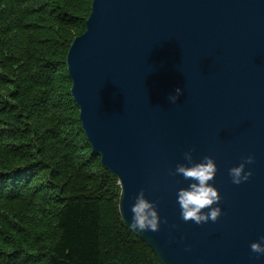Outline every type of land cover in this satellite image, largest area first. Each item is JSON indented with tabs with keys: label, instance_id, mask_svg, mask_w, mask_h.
<instances>
[{
	"label": "water",
	"instance_id": "water-1",
	"mask_svg": "<svg viewBox=\"0 0 264 264\" xmlns=\"http://www.w3.org/2000/svg\"><path fill=\"white\" fill-rule=\"evenodd\" d=\"M65 63L80 128L117 180L122 223L158 264H264L250 248L264 236V0H91ZM193 148L218 166L216 222L180 218L176 194L190 181L172 173ZM249 155L252 176L233 184L228 170ZM141 189L158 231L129 227Z\"/></svg>",
	"mask_w": 264,
	"mask_h": 264
},
{
	"label": "trees",
	"instance_id": "trees-1",
	"mask_svg": "<svg viewBox=\"0 0 264 264\" xmlns=\"http://www.w3.org/2000/svg\"><path fill=\"white\" fill-rule=\"evenodd\" d=\"M90 3L0 0V264H158L123 225L61 79Z\"/></svg>",
	"mask_w": 264,
	"mask_h": 264
},
{
	"label": "clouds",
	"instance_id": "clouds-1",
	"mask_svg": "<svg viewBox=\"0 0 264 264\" xmlns=\"http://www.w3.org/2000/svg\"><path fill=\"white\" fill-rule=\"evenodd\" d=\"M183 89L177 87L174 94H170V103H176L183 95ZM195 149L185 151L183 156L186 163H178L173 175H182L184 180L190 181L188 187L180 188L177 191L176 199L180 207V218L191 221L197 225L208 222H216L223 214L220 201L222 199L219 189L210 183L216 177L218 166L211 156H204L199 162L193 157ZM254 162V157L247 156L238 166H233L228 170L231 181L235 185H240L250 179L252 171L246 170L247 165ZM130 229L137 232H155L160 229L161 217L155 201L149 200L145 196V191L141 189L135 196V202L131 205ZM166 222V221H165ZM251 251L257 256H264V236L250 245Z\"/></svg>",
	"mask_w": 264,
	"mask_h": 264
},
{
	"label": "rangeland",
	"instance_id": "rangeland-1",
	"mask_svg": "<svg viewBox=\"0 0 264 264\" xmlns=\"http://www.w3.org/2000/svg\"><path fill=\"white\" fill-rule=\"evenodd\" d=\"M90 6H91V3H90ZM79 32H81V31H79ZM76 34L77 33H75V34H73L72 36L73 37H75L76 36ZM59 70H60V73L62 74V76H61V79L62 78H64V76L67 74L66 73V66L64 65V63L62 62L61 64H59ZM70 81V80H69ZM69 86V83L68 82H66L65 84H64V89L65 90H67V88L69 89V93H70V87H71V83H70V87H68ZM63 96H64V92H62L61 93V95H59V97H58V99H60V98H63ZM72 99V98H71ZM65 102V100H64V98H63V109L64 108H66L67 106H66V104L64 103ZM77 119H78V114H77ZM79 123V122H78ZM79 127H80V124H79ZM81 130V129H80ZM67 131L69 132V133H72V132H70L68 129H67ZM74 134H76V136L74 135ZM67 136H69V138L70 139H73V140H76V138H77V141H78V147H85V145H82V143H81V141L78 139V137H80V139L81 138H83L81 135H77V133L75 132V133H72V135H67ZM78 136V137H77ZM85 150V149H84ZM82 158H90V156H89V153H88V155H87V153H85V156H82ZM85 159V160H86ZM92 160V159H91ZM93 161V164H95V167H96V165L98 164L99 165V162L97 161V160H92ZM91 173V170H86L85 171V174H87V175H89ZM40 184H42V183H44V182H39Z\"/></svg>",
	"mask_w": 264,
	"mask_h": 264
}]
</instances>
